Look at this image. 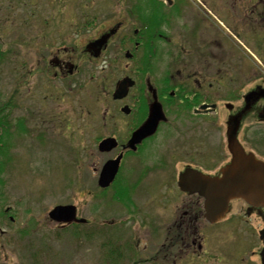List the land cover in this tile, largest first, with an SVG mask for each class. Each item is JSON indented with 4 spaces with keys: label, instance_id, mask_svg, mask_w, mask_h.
Instances as JSON below:
<instances>
[{
    "label": "rangeland",
    "instance_id": "1",
    "mask_svg": "<svg viewBox=\"0 0 264 264\" xmlns=\"http://www.w3.org/2000/svg\"><path fill=\"white\" fill-rule=\"evenodd\" d=\"M106 9V0H0V105L8 120L7 126L0 122L6 139H0V264H186L178 253L170 258L179 244L177 219L182 207L202 201L175 184L185 160L172 152L181 154L183 131L164 125L147 139L142 152L157 174L136 179L137 158L127 156L118 182L100 192L103 156L93 142L105 132L108 101L100 81H114L121 70L101 69V57L91 55L76 59L79 75L60 78L48 71L54 53L67 54L64 47L83 42L82 16L96 20L88 27L92 35ZM81 52L76 47L77 58ZM204 132L211 143L215 130ZM129 183H135L129 200L116 198L118 187ZM239 202L233 200L218 222L198 217L195 228L209 253L201 264H260L258 224L252 229L243 221ZM66 203L75 204L87 222L48 217L51 207Z\"/></svg>",
    "mask_w": 264,
    "mask_h": 264
},
{
    "label": "flooded vegetation",
    "instance_id": "2",
    "mask_svg": "<svg viewBox=\"0 0 264 264\" xmlns=\"http://www.w3.org/2000/svg\"><path fill=\"white\" fill-rule=\"evenodd\" d=\"M114 4L116 10H110L108 6ZM106 5L92 35L88 27L96 20L83 15V42L78 46L74 40L69 47L62 46L69 52L54 53L47 61L48 71L60 78L79 75L81 65L76 59L85 61L91 55L101 57V69L120 68L114 81H100L108 100L103 111L105 132L93 144L103 163L121 154L119 174L126 157L133 156L137 158L136 177L157 174L142 151L147 139L153 140L164 125L183 131L182 143L177 144L181 154L172 152L185 160L180 171L195 168L220 174L232 157L228 133L245 153L264 162V0H106ZM80 46L77 58L76 47ZM96 49L99 52L94 55ZM111 50L117 53L110 54ZM124 76L133 83L122 97L113 98L115 82ZM153 103L160 105L164 118L151 135L132 147V134ZM210 128L217 134L213 133L211 143L204 136ZM104 138H113L114 145L100 150L98 144ZM163 182L168 187L167 181ZM164 199H168L166 194ZM235 200L240 201L237 208H242L243 221L252 229L258 224L257 231H262L259 254L264 249V203ZM198 217L203 218L201 206L182 207L175 236L179 244L170 258L178 253L186 264L194 260L201 264L200 259L209 257L204 236L195 228ZM167 261L164 264H169Z\"/></svg>",
    "mask_w": 264,
    "mask_h": 264
},
{
    "label": "water",
    "instance_id": "3",
    "mask_svg": "<svg viewBox=\"0 0 264 264\" xmlns=\"http://www.w3.org/2000/svg\"><path fill=\"white\" fill-rule=\"evenodd\" d=\"M98 49H96L97 54ZM133 83L125 76L117 80L113 90V98L122 97ZM164 116L158 103L152 104L144 123L137 128L132 136V147L144 137L151 135L160 119ZM114 145V141L105 138L99 142V149L105 150ZM227 146L231 152V160L225 164L220 175H209L193 168H185L178 174L177 185L187 193H196L203 199V216L209 222H215L224 217L229 209V201L242 198L255 205L264 203V162L252 154H246L237 144L235 137L228 133ZM120 155L107 160L101 167L97 183L107 186L114 178L120 160ZM50 219L57 222H82L76 217V208L72 203L56 204L49 211ZM262 238V231H259ZM261 264H264V249L260 252Z\"/></svg>",
    "mask_w": 264,
    "mask_h": 264
},
{
    "label": "trees",
    "instance_id": "4",
    "mask_svg": "<svg viewBox=\"0 0 264 264\" xmlns=\"http://www.w3.org/2000/svg\"><path fill=\"white\" fill-rule=\"evenodd\" d=\"M0 107H1V112H0V122H3V123H5V126H7V122H8V120L6 119V116H5V113H4V110L6 111V108L5 107H2L1 105H0ZM22 126V124L20 123L19 124V126ZM0 139L1 140H3V141H5L6 139L4 138V136H3V134L1 133L0 134ZM2 165H1V162H0V167H1ZM119 193V192H118ZM116 198H118V199H123L124 198V195H122V194H120L119 193V197H117L116 196ZM74 225H75V223H74ZM77 225V224H76Z\"/></svg>",
    "mask_w": 264,
    "mask_h": 264
}]
</instances>
